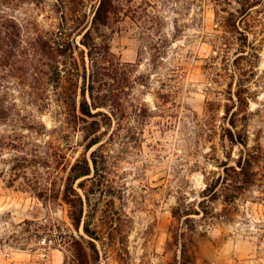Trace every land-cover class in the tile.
<instances>
[{"label": "rangeland", "instance_id": "obj_1", "mask_svg": "<svg viewBox=\"0 0 264 264\" xmlns=\"http://www.w3.org/2000/svg\"><path fill=\"white\" fill-rule=\"evenodd\" d=\"M69 1L0 0V19L18 27L15 46L0 41V264H77L71 241L79 233L63 191L85 142L68 122L63 90L38 45L66 24ZM228 2L125 0L106 30L120 63L108 77L119 97L115 115L105 109L113 118L105 152L116 207L130 221L124 243L97 242L101 264H182L184 232L191 264H264V162L232 221H201L191 230L173 215L180 197L199 201L223 174L222 162L231 157L235 165L246 151L225 137L233 111L248 148H264V0ZM78 3L92 19L99 0ZM230 12L234 26L224 27ZM241 84L248 108L237 104L226 115L235 106L229 91L237 101ZM81 181L75 187L84 194Z\"/></svg>", "mask_w": 264, "mask_h": 264}, {"label": "trees", "instance_id": "obj_2", "mask_svg": "<svg viewBox=\"0 0 264 264\" xmlns=\"http://www.w3.org/2000/svg\"><path fill=\"white\" fill-rule=\"evenodd\" d=\"M217 1L218 4H221V1L229 4L228 0ZM69 2L71 3L69 13H63L66 24H62L57 32H52L50 37L46 36V39L39 40L38 45L42 55L49 62V71L51 70L49 78L63 90L60 96L66 108L68 122L70 120L69 123L82 131L85 142V152L72 165L63 191V201L69 206V217L79 233L78 236H72L71 249L77 264H101L102 254L97 242L104 243V239H108L112 244L124 243L127 238L124 228L130 221L128 214L120 212L116 207L118 186L110 178L111 155L105 152L112 143V137L108 136L113 122L112 116L105 109L111 110L115 115L111 109L112 100L114 96L119 97L109 90L113 85L108 81V77L111 78V71L117 72V65L120 63L114 64L115 55L111 50L106 30L120 16L125 0H99L90 20L87 13H83L78 0ZM68 14L72 18V23L69 22ZM244 14L245 12L242 13ZM223 18L221 22L224 27L234 26V12ZM17 29L14 20L0 19V41L6 39L8 44L15 46ZM237 32L243 35V32ZM77 36H82L81 43L88 49L90 67L87 65L86 51L77 43ZM60 66H63V69ZM112 79L117 81L115 78ZM239 86L235 93L237 101L232 95V87L229 91L230 99L235 106L227 109L226 115L231 114L237 104L245 107V110L248 108L249 89L242 90L243 84ZM211 105L213 104L210 102L209 110ZM238 113L233 111L231 126L225 129L227 134L225 137L232 144L244 145L246 151L241 152L240 157L235 160V165L229 162L231 157L222 162L223 174L217 180L207 183L199 201L192 203L187 197L179 198L173 215L176 220L184 222L186 229L196 230V223L201 221L209 222L210 225L220 220L232 221L233 215L239 210L238 202L244 199L247 191L258 182L260 174L258 168L264 162V148L262 146L248 148L247 133L243 135L235 130L238 127L235 120ZM96 146L98 148L92 152L90 160L87 153ZM80 179L83 181L78 187L84 194L75 187ZM88 183H91L89 187ZM217 202L222 205L220 211L215 207ZM195 215L201 218L196 219ZM82 227L86 236L80 233ZM186 235L184 232L180 236L182 264H191L193 257Z\"/></svg>", "mask_w": 264, "mask_h": 264}, {"label": "crops", "instance_id": "obj_3", "mask_svg": "<svg viewBox=\"0 0 264 264\" xmlns=\"http://www.w3.org/2000/svg\"><path fill=\"white\" fill-rule=\"evenodd\" d=\"M24 264H26V263H24Z\"/></svg>", "mask_w": 264, "mask_h": 264}]
</instances>
